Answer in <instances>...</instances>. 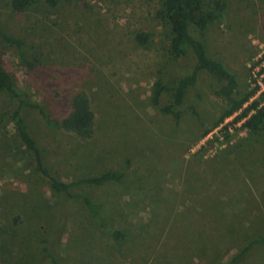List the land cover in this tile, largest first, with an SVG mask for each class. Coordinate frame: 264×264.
Instances as JSON below:
<instances>
[{"label": "rangeland", "instance_id": "374dc122", "mask_svg": "<svg viewBox=\"0 0 264 264\" xmlns=\"http://www.w3.org/2000/svg\"><path fill=\"white\" fill-rule=\"evenodd\" d=\"M203 2L216 14L203 37L208 54L237 75L234 97L241 98L254 79L264 82L263 65H255L264 57V0ZM163 3L37 0L21 13L0 3L4 30L24 42L36 66L30 70L16 48L0 42L12 78L56 118L68 113L73 90L88 94L95 113L90 140L30 115L49 174L65 182L89 172L127 175L123 184L73 189L100 206L102 229L83 200L42 183L31 190L33 157L12 124L0 125V264H37L43 238L55 227L57 261L44 256L40 264H227L264 236V133L242 127L225 142L207 143L205 130L216 128L230 104L206 72L183 107L174 108L179 119L163 111L197 63L191 50L179 58L171 52V29L158 18ZM157 82L165 91L155 104ZM13 108L4 93L0 116ZM16 227L14 240L4 237ZM244 261L264 264V247L251 249Z\"/></svg>", "mask_w": 264, "mask_h": 264}, {"label": "trees", "instance_id": "16d2710c", "mask_svg": "<svg viewBox=\"0 0 264 264\" xmlns=\"http://www.w3.org/2000/svg\"><path fill=\"white\" fill-rule=\"evenodd\" d=\"M4 1H6V4L10 6L13 11L21 13L30 8L37 0H0V3ZM163 1V9L160 10L158 18L171 29V52L179 58L186 57L189 50H191L197 61L193 73L182 79L173 90L172 96L174 102L163 111L170 115H174L179 119L181 114L174 111V108H179L180 106L183 107L189 90L196 86L200 72H206L215 77L218 83L222 85L219 95L223 96L230 104V107L226 109L219 121L214 124V127H218L225 119L243 109L244 105L259 92L260 86L257 84L256 79H254L256 85L243 97H234L236 90L239 88L237 75L229 71L221 61L211 58L204 43L205 41L203 37L205 31L207 30L209 23L216 19V14L206 12L203 0ZM44 2L51 6H56L57 4V0H44ZM145 39L146 38H144L143 35L137 36V41L140 43H145ZM0 42H3L8 47L16 48L23 63L30 70L35 69V64L26 58L23 48L24 42L21 39L8 34L4 30L1 18ZM3 53L4 51L0 46V97L4 93L10 94L15 104V108L0 116V125L12 124L15 129V138L22 142L26 150L30 152L33 157L35 172L32 175V184H29L31 185V190L35 192L37 187L36 184L39 185L42 183L48 185V187L56 194L66 196L70 199L83 200L96 223L102 229H107V223L104 220V216L101 214L100 206L94 203L88 195L84 193H74L73 189L81 185L103 186L113 182L123 184L127 176L126 173L119 170L100 171L95 174L89 172L83 176L77 177L72 182H65L50 175L44 160L45 149L40 143L39 138L35 135L33 122L31 121L30 116L31 114L36 113L40 115L46 126L50 129L62 130L72 133L83 140H90L94 136L96 117L88 94L82 90H73L69 96L68 113L63 118H56L49 112L45 105L33 100L31 95L26 92L7 72L4 65ZM263 64L264 57H262V59L255 65ZM258 74L259 76L264 74V66H262ZM155 87L156 95L154 97V102L157 104L161 94L165 91V88L160 82H157ZM261 100H264V92L260 94L258 100H254L247 108H245L236 119L237 122L238 120L247 117L253 109H256V112L252 114L244 124V127L249 129L253 136H259L264 133V107H259L261 105ZM212 131V128L206 129L203 134L204 137ZM226 138H228V136ZM209 143L212 144V142ZM45 210L49 213L48 209ZM18 218L19 220L21 219L20 217ZM19 220H16L15 223L17 221L19 222ZM116 230L114 231V234L116 237L120 238L123 234ZM9 231L4 237L7 238L10 236L9 239L11 240H14L15 237L20 234V230L17 227L12 230L10 229ZM56 232V227L52 228L51 231L49 230L47 232L48 236L43 238L42 254L40 261L37 264H40L44 256H48L54 262L57 261L52 255L51 248L54 243L53 240L55 239L54 236ZM257 246L264 247V236L254 239L248 250L235 256L227 264H245L244 258L246 257L247 252ZM3 247V252H7L6 256H8V251L5 248V245Z\"/></svg>", "mask_w": 264, "mask_h": 264}, {"label": "built area", "instance_id": "2783aa9c", "mask_svg": "<svg viewBox=\"0 0 264 264\" xmlns=\"http://www.w3.org/2000/svg\"><path fill=\"white\" fill-rule=\"evenodd\" d=\"M263 66H264V64H263ZM257 84L260 86L259 92L253 98H251L248 103H246L244 105L243 109L239 110L238 112L234 113L232 116H230L227 119H225L223 123H221L212 132H210L206 136L207 143L214 142V144L216 143V145H217L218 143L225 142L227 136L233 135L236 131H239L242 127L245 128L244 124H245L246 120L252 114H254L256 112V109H253L247 115V117H244L243 119H240L237 122H236V119L240 116V114L243 112V110L245 108H247L254 100H258L259 97H260V94L262 92H264V82L263 81H258ZM259 107H262V106L260 105Z\"/></svg>", "mask_w": 264, "mask_h": 264}]
</instances>
